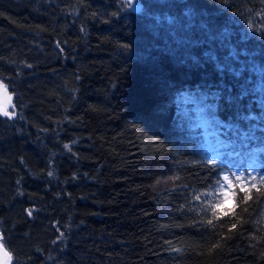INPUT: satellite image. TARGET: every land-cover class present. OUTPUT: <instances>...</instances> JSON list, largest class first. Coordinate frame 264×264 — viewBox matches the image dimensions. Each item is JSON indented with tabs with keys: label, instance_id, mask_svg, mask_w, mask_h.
I'll return each mask as SVG.
<instances>
[{
	"label": "trees",
	"instance_id": "obj_1",
	"mask_svg": "<svg viewBox=\"0 0 264 264\" xmlns=\"http://www.w3.org/2000/svg\"><path fill=\"white\" fill-rule=\"evenodd\" d=\"M0 84L11 264H264V0H0Z\"/></svg>",
	"mask_w": 264,
	"mask_h": 264
},
{
	"label": "snow or ice",
	"instance_id": "obj_2",
	"mask_svg": "<svg viewBox=\"0 0 264 264\" xmlns=\"http://www.w3.org/2000/svg\"><path fill=\"white\" fill-rule=\"evenodd\" d=\"M134 3V0H129V5ZM0 89H2V95H0V114L4 116L11 117L13 114L8 111V107L11 103V96L8 95L7 89L5 86L0 85ZM51 174V173H50ZM240 176H236L237 182H240ZM247 179V178H246ZM253 181H255V177L252 178ZM220 185V193L217 197V200L214 204H210L208 210L213 211L215 214L216 210H219L223 207L224 204H226L230 198L234 197L236 195L234 189V185L232 181L229 179L228 175H225L223 177V182L218 181ZM251 187H240L239 190L241 192L248 193L245 197L241 198V203L246 202V200L252 199L251 196V189L255 188L257 193H261V187H264V174H261V179L256 182H250ZM257 184H259L261 187H257ZM264 194V193H261ZM205 195H208V193H205ZM199 198V197H197ZM31 214V213H29ZM224 215H228V210H224ZM208 223H212L211 220L208 221ZM235 227V224L233 225V228ZM12 254L5 248V245L3 243V237H0V264H11L12 262Z\"/></svg>",
	"mask_w": 264,
	"mask_h": 264
},
{
	"label": "rangeland",
	"instance_id": "obj_3",
	"mask_svg": "<svg viewBox=\"0 0 264 264\" xmlns=\"http://www.w3.org/2000/svg\"><path fill=\"white\" fill-rule=\"evenodd\" d=\"M0 85H2V84H0ZM8 95H10L9 92H8ZM11 102H12V99H11ZM8 111L10 113H12V103H10V106L8 107ZM205 144H206V148L209 152L210 158L216 160L217 159V153L215 151H217L218 148H216L215 141L212 140L209 135H207ZM225 175L229 176V179L232 181L234 186L237 185V186L245 187V186L250 185L251 184L250 182H256V181H259L261 179V175L257 173L255 167H251L248 165L244 166L242 164L232 167L231 172L225 173L223 175V177ZM236 176H240V178H241L240 182H237ZM253 177H255V181L252 180ZM222 182H223V179H222ZM219 189H220V186H219ZM230 202H231V198L229 199V201L226 204H229Z\"/></svg>",
	"mask_w": 264,
	"mask_h": 264
},
{
	"label": "water",
	"instance_id": "obj_4",
	"mask_svg": "<svg viewBox=\"0 0 264 264\" xmlns=\"http://www.w3.org/2000/svg\"><path fill=\"white\" fill-rule=\"evenodd\" d=\"M124 1H127V2H129V0H124ZM136 1H137V0H134V3H132V4H135V3H136ZM2 91H3V90H2V89H0V95H2ZM5 248H6V247H5ZM6 249H7V248H6Z\"/></svg>",
	"mask_w": 264,
	"mask_h": 264
}]
</instances>
